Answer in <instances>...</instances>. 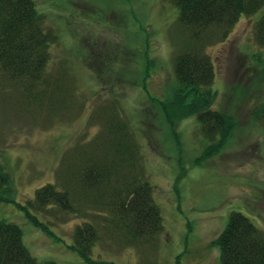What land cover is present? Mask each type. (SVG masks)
<instances>
[{
	"label": "rangeland",
	"instance_id": "1",
	"mask_svg": "<svg viewBox=\"0 0 264 264\" xmlns=\"http://www.w3.org/2000/svg\"><path fill=\"white\" fill-rule=\"evenodd\" d=\"M34 1L58 34L47 67L34 83L0 77V164L9 177L0 218L21 227L29 251L58 264H95L71 248L76 227L89 221L99 232L90 251L104 262L97 264H220L211 242L232 211L264 233V48L254 33L264 4L223 40L196 44L172 0ZM188 49L209 55L210 106L233 122L207 155L212 141L195 114L178 117L174 104L175 57ZM112 112L139 146L162 216L161 229L141 239H129L79 187L80 169L100 150ZM48 183L68 190L72 210L28 204Z\"/></svg>",
	"mask_w": 264,
	"mask_h": 264
},
{
	"label": "trees",
	"instance_id": "2",
	"mask_svg": "<svg viewBox=\"0 0 264 264\" xmlns=\"http://www.w3.org/2000/svg\"><path fill=\"white\" fill-rule=\"evenodd\" d=\"M172 2L178 9L179 22L191 31L196 44L215 37L223 40L242 15L255 14L264 4V0ZM254 33L264 48V12L255 23ZM57 40L56 29L47 23L34 0H0V77L25 84L40 80L50 60V48ZM174 68L177 79L174 104L182 110L178 117L195 114L203 135L212 141L204 154L218 150L233 122L230 116L210 106L215 71L209 55L188 49L176 55ZM261 116L264 118V108ZM105 123L100 153L85 160L78 174L83 200L103 208L131 240L154 235L162 227V216L140 162L139 146L127 123L115 112L105 117ZM8 182V174L0 164V201L8 200ZM28 204L40 207L55 204L72 210L68 190H57L50 183L39 188ZM20 207L34 225L49 232V227L36 215L24 205ZM98 238V227L86 221L76 227L71 248L89 263H104L90 256ZM211 243L219 248L220 264H264V233L239 211L229 214L225 227ZM0 264L58 263L36 258L23 241L21 227L0 218Z\"/></svg>",
	"mask_w": 264,
	"mask_h": 264
}]
</instances>
